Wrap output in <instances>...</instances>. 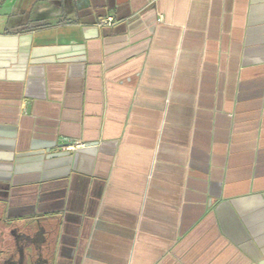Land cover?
<instances>
[{"label": "crops", "instance_id": "0c3cea01", "mask_svg": "<svg viewBox=\"0 0 264 264\" xmlns=\"http://www.w3.org/2000/svg\"><path fill=\"white\" fill-rule=\"evenodd\" d=\"M31 7L0 9V264H264V0Z\"/></svg>", "mask_w": 264, "mask_h": 264}, {"label": "flooded vegetation", "instance_id": "af4514ba", "mask_svg": "<svg viewBox=\"0 0 264 264\" xmlns=\"http://www.w3.org/2000/svg\"><path fill=\"white\" fill-rule=\"evenodd\" d=\"M64 2H66V0H63ZM10 2H15L17 5H19V4H23V3H28V4H30L32 7H31V9L32 8H34V6H36L38 3H39V0H0V9L3 7V6H5L6 4H8V3H10ZM45 2L46 3H51V2H53V0H45ZM34 9H32V11H31V16L33 15V13H34V11H33ZM17 13H15V15H16Z\"/></svg>", "mask_w": 264, "mask_h": 264}, {"label": "built area", "instance_id": "2783aa9c", "mask_svg": "<svg viewBox=\"0 0 264 264\" xmlns=\"http://www.w3.org/2000/svg\"><path fill=\"white\" fill-rule=\"evenodd\" d=\"M67 145H65L62 150L66 151V152H73L76 149L85 147V145L79 141H67L66 142Z\"/></svg>", "mask_w": 264, "mask_h": 264}]
</instances>
